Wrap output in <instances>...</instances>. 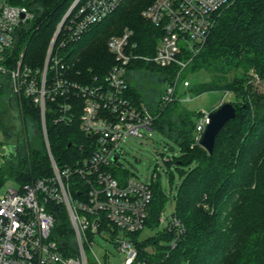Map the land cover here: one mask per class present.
<instances>
[{
  "label": "trees",
  "instance_id": "obj_1",
  "mask_svg": "<svg viewBox=\"0 0 264 264\" xmlns=\"http://www.w3.org/2000/svg\"><path fill=\"white\" fill-rule=\"evenodd\" d=\"M7 1L26 5L35 13L34 23L21 35L20 45L25 46L26 63L42 65L58 24L76 0ZM85 1L81 0L79 5ZM155 1L124 0L80 40L67 45L63 52L75 46L65 59L72 67L70 78L82 84L103 81L116 64L108 41L121 35L125 28L134 32L132 43L137 44V55L155 56L163 31L142 14ZM87 34L90 37L86 38ZM184 59L192 60L182 72V80L191 73L205 71L210 81L180 90L169 103L162 100L163 90L158 106L152 107L138 88L129 83V97L136 105L145 104L154 117L153 131L162 135L165 144H174L169 151L172 156L162 154L169 170L167 175L172 181V166L181 175V184L176 188L172 184L170 197L163 190L160 175L153 178V199L146 221V226L159 229L162 213L173 200V216L180 226L168 221L169 225L155 237L140 242L141 231L132 238L141 258L156 264H264V94L258 93L251 83L256 76L264 80V0H236L224 8L201 51L196 56L186 53ZM128 68L130 74L139 70L158 74L163 84L173 83L180 71L179 66L161 67L142 59L133 61ZM214 91L232 95L231 101L223 103L235 106L236 118L220 131L210 154L196 138L202 112L189 110L183 98L189 93L199 96ZM4 103L8 110H0V114L7 117L10 105L8 101ZM21 103L23 122L39 125V109L29 99L24 98ZM82 114L80 106L70 125L56 123L53 112L47 114L52 153L59 166L90 155L92 137L80 128ZM17 140L18 152L9 155L0 176L22 184L51 176L53 171L43 144L39 140L34 145ZM112 173L122 181L129 178L126 167L112 169ZM81 188V183L72 186L75 198H81ZM48 208L56 219L53 234L65 256L76 255L75 233L66 206L50 203ZM161 241L167 245H161Z\"/></svg>",
  "mask_w": 264,
  "mask_h": 264
},
{
  "label": "built area",
  "instance_id": "obj_2",
  "mask_svg": "<svg viewBox=\"0 0 264 264\" xmlns=\"http://www.w3.org/2000/svg\"><path fill=\"white\" fill-rule=\"evenodd\" d=\"M235 1L156 0L142 13L163 31L155 56L137 55V44L132 43L134 32L126 28L108 41L116 64L105 79L82 84L70 78L72 67L65 62L69 54L63 51L115 12L124 0H86L82 5L76 0L58 24L40 66L25 62V46L20 45L21 35L34 23L35 13L26 5L0 0V93L8 97L10 108L16 102L20 109L25 98L39 109L53 171L51 176L32 183L15 179L17 188L7 186L9 178L0 176V264H111L110 255L117 264H156L141 258L132 238L146 226L153 199L151 186L135 177L122 181L112 173L123 165L121 145L129 138L143 136L142 129L153 131L154 117L148 107L136 105L128 95V67L141 59L161 67L179 66L175 81L164 82L162 96L164 103L175 100L181 82L183 90L191 85L181 78L192 60H185V54L196 56L201 51L218 15ZM80 106V128L92 137L90 155L59 166L52 153L47 114L53 112L56 123L70 125ZM209 115L202 112L197 123L198 141ZM118 152L119 158L114 161ZM9 155L0 150V171ZM80 183L82 196L75 198L72 186ZM50 203L65 205L68 210L77 247L74 256H65L53 234L56 219L48 211ZM168 221L180 226L174 216L161 219L164 226ZM97 239L104 250L103 258L94 253Z\"/></svg>",
  "mask_w": 264,
  "mask_h": 264
},
{
  "label": "rangeland",
  "instance_id": "obj_3",
  "mask_svg": "<svg viewBox=\"0 0 264 264\" xmlns=\"http://www.w3.org/2000/svg\"><path fill=\"white\" fill-rule=\"evenodd\" d=\"M88 37H90V34L86 35V38ZM73 49H75V46H70L66 52L69 53ZM187 79L190 81L191 87L194 84L209 82L210 75L205 71H201L198 73H191ZM129 81L134 87L138 88L145 102L152 107L158 106L160 93L164 90V84L158 74H153L149 71H133L129 76ZM251 83L254 85V88L258 93L264 94L263 79L256 76L251 79ZM183 89L181 82L180 90ZM0 96L2 98L0 99V110H8V107L4 103V101H8V97L3 93H0ZM231 97L232 95L220 91L207 92L199 96L189 93L185 96V105L189 110L211 113L214 108L221 105L223 102L231 101ZM189 98L190 100H188ZM2 115H4V113L0 114V119H5L3 120L5 122L3 123L0 120V150H2L3 153L14 155L18 152L17 145L19 142L17 138L22 139L31 145H34L36 140H39L47 152L41 116L39 125L32 122H23L19 111V103L16 102L14 103L13 108H9L7 117ZM142 134L143 136L141 137L137 136L127 139L121 145L123 154L120 158V162L126 167L128 177H135L149 184L152 183L155 176L157 177L160 175L159 179L163 190L168 197H170L172 194V184L175 188L179 187L181 184V175L178 169H176L175 166H172L171 173L173 177L171 181V178L166 173L169 170L162 159V154L166 153L172 156V152L170 153L169 151L170 146L174 144H165L164 138L157 131L142 129ZM173 147L175 148V151L178 152V148L176 146ZM9 157H6L5 163ZM7 186L17 188L18 184L15 179L9 178ZM174 192L177 194L175 190ZM174 206L173 200L169 202L162 213L161 219H170L174 215ZM163 227V222H161L159 229H153L146 226L141 232L138 241L142 242L155 237L157 232ZM97 243L98 245H94V253L97 257L103 258L105 256L104 250L100 247L101 243L98 239ZM160 244L167 245V242L161 241ZM149 250L152 251L153 247L150 246ZM115 255L118 257L117 253ZM88 257L90 262L94 261V256L90 250L88 251ZM110 259L111 264H117L114 256L110 255Z\"/></svg>",
  "mask_w": 264,
  "mask_h": 264
},
{
  "label": "water",
  "instance_id": "obj_4",
  "mask_svg": "<svg viewBox=\"0 0 264 264\" xmlns=\"http://www.w3.org/2000/svg\"><path fill=\"white\" fill-rule=\"evenodd\" d=\"M236 118V108L235 106L230 103H222L221 106L212 111L209 115V123L201 136L199 144L204 147L210 154L214 152L215 141L220 133V131L224 128L226 123L230 120ZM120 152H118L115 157L114 161H117L119 158ZM125 168L124 165H122Z\"/></svg>",
  "mask_w": 264,
  "mask_h": 264
}]
</instances>
